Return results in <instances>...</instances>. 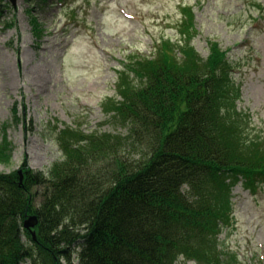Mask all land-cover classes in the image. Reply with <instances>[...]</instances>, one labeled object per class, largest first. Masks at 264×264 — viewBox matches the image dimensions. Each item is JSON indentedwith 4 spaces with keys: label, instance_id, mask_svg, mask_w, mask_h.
Segmentation results:
<instances>
[{
    "label": "trees",
    "instance_id": "trees-1",
    "mask_svg": "<svg viewBox=\"0 0 264 264\" xmlns=\"http://www.w3.org/2000/svg\"><path fill=\"white\" fill-rule=\"evenodd\" d=\"M13 9L0 0V22ZM181 12L176 42L162 38L118 69L103 110L125 132L69 126L48 172L25 161L22 182L20 170L0 173V264L238 263L219 237L233 218L232 190L264 186V134L237 104L238 65L213 39L202 57L191 44L193 8ZM12 153L5 138L0 162ZM33 215L35 238L24 228Z\"/></svg>",
    "mask_w": 264,
    "mask_h": 264
},
{
    "label": "rangeland",
    "instance_id": "rangeland-1",
    "mask_svg": "<svg viewBox=\"0 0 264 264\" xmlns=\"http://www.w3.org/2000/svg\"><path fill=\"white\" fill-rule=\"evenodd\" d=\"M18 2L0 22V143L7 138L13 147L0 173L20 170L25 161L48 172L62 157L58 133L69 126L125 132L103 110L105 99L116 95L118 69L130 54L150 55L162 38L176 42L187 5L199 33L191 44L204 58L209 39L227 51L239 67L237 104L264 134V0ZM231 197L233 218L220 234L221 249L236 254L237 264H264V186L253 194L240 182ZM177 264L197 263L180 257Z\"/></svg>",
    "mask_w": 264,
    "mask_h": 264
},
{
    "label": "water",
    "instance_id": "water-1",
    "mask_svg": "<svg viewBox=\"0 0 264 264\" xmlns=\"http://www.w3.org/2000/svg\"><path fill=\"white\" fill-rule=\"evenodd\" d=\"M12 4L13 7L17 8L18 6V0H7ZM20 177H21V182L23 181V176H22V171L20 170L19 172ZM39 224V217L36 215L29 216L25 222H24V228L30 230L32 232L33 238H35L36 232H35V227Z\"/></svg>",
    "mask_w": 264,
    "mask_h": 264
}]
</instances>
